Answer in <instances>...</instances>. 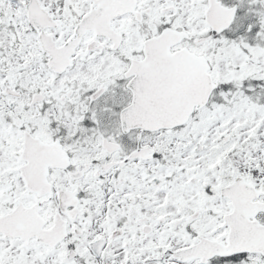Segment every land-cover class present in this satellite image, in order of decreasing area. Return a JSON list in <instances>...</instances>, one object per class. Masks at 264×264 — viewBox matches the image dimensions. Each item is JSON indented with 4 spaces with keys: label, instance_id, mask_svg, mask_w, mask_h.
<instances>
[{
    "label": "snow or ice",
    "instance_id": "6c2138e0",
    "mask_svg": "<svg viewBox=\"0 0 264 264\" xmlns=\"http://www.w3.org/2000/svg\"><path fill=\"white\" fill-rule=\"evenodd\" d=\"M0 264H264V0H0Z\"/></svg>",
    "mask_w": 264,
    "mask_h": 264
}]
</instances>
